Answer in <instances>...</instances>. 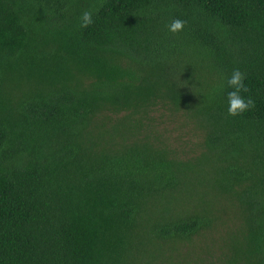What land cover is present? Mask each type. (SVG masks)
Listing matches in <instances>:
<instances>
[{
	"label": "trees",
	"instance_id": "1",
	"mask_svg": "<svg viewBox=\"0 0 264 264\" xmlns=\"http://www.w3.org/2000/svg\"><path fill=\"white\" fill-rule=\"evenodd\" d=\"M0 264H264V0H0Z\"/></svg>",
	"mask_w": 264,
	"mask_h": 264
},
{
	"label": "clouds",
	"instance_id": "2",
	"mask_svg": "<svg viewBox=\"0 0 264 264\" xmlns=\"http://www.w3.org/2000/svg\"><path fill=\"white\" fill-rule=\"evenodd\" d=\"M81 27L87 28L94 23L93 13L91 10H84L81 14ZM187 24V21L181 19H174L168 30L172 33H178L182 31ZM246 74L241 72L239 69H234L231 76L227 79V85L232 91L227 94L228 100V114L231 116L241 115L255 108L256 102L251 96L245 97L243 93H248L249 88L244 83Z\"/></svg>",
	"mask_w": 264,
	"mask_h": 264
}]
</instances>
